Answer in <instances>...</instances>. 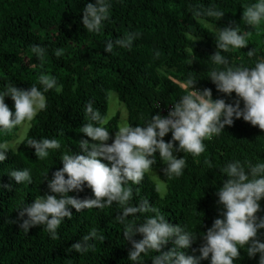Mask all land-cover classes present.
<instances>
[{"label": "trees", "instance_id": "trees-1", "mask_svg": "<svg viewBox=\"0 0 264 264\" xmlns=\"http://www.w3.org/2000/svg\"><path fill=\"white\" fill-rule=\"evenodd\" d=\"M89 2L95 0H0V90L9 84L25 90L33 84L39 87L37 78L41 73L54 76L63 85L61 93L50 90L45 94L47 108L31 121L17 149L9 151L0 163V184L12 185L0 191V264H130L131 244L123 239V225L115 219L121 211L115 202L104 209L76 212L71 208V219L65 218L58 228V240H52L39 225L30 227L27 233L20 229L18 207L31 204L45 193L51 194L47 180L63 167L60 155L70 150L82 154L78 142L91 139L80 132L87 121L84 110L90 101L103 117L101 126L109 130L111 137L119 128V113L104 122L110 90L126 106L127 123L143 125L157 112L166 116L186 94L190 78L197 81V89H211L213 99L234 103L235 93L231 97L219 93L208 73L224 67L251 68L264 58V20L259 26H251L242 19L244 9L257 0H110V18L96 34L87 32L82 25V10ZM210 8L224 15L195 16V12L203 13ZM229 26L244 35L247 45L229 48L227 52L219 50L228 64L218 66L210 56L218 51L216 40L220 29ZM129 32L139 33L131 49L114 47L111 53L104 51L106 41L122 38ZM36 45L45 48L43 59L33 54ZM251 49L254 55L249 57L247 52ZM56 50L62 54L55 55ZM5 103L14 111L10 96L5 97ZM19 129L0 135V142H10ZM43 138L58 140L61 149L50 151L41 161L26 141ZM169 139L171 132L164 137L165 142ZM107 143H111V138ZM204 144L205 151L197 157L175 152L177 158L183 156L186 160L181 176L169 177L157 153V162L140 184L131 185L133 206L147 199L169 223L197 233V239L186 250L189 255L199 254L192 249L201 245V234L221 214L216 192L227 175L219 169L233 161L264 163V130L242 117L234 118L233 125H225L218 136L205 140ZM23 168L31 171L29 185L16 184L8 174ZM152 173L163 182V192L156 191L159 186ZM69 195L84 199L93 197V192L84 187L83 191ZM259 203L261 211L257 215L264 216V198ZM136 215L129 219L139 224L153 213ZM93 228L104 235V240L90 241L94 247L84 254L72 250L71 245ZM259 233L264 241V229ZM141 238L142 234L134 237ZM171 247L169 241L162 251ZM238 251L240 256L234 264H258L259 254L249 258L244 249ZM157 254H142L143 264H152L151 259Z\"/></svg>", "mask_w": 264, "mask_h": 264}, {"label": "clouds", "instance_id": "clouds-1", "mask_svg": "<svg viewBox=\"0 0 264 264\" xmlns=\"http://www.w3.org/2000/svg\"><path fill=\"white\" fill-rule=\"evenodd\" d=\"M110 8V0L87 3L82 10L83 28L89 33H99L104 22L110 18ZM201 15L221 18L224 13L211 8L203 13L195 12V16ZM242 19L248 25L259 26L264 20V0H257L245 8ZM138 37L139 33L129 32L122 38L108 40L104 51L111 53L114 47L131 49ZM246 45L244 35L237 29L224 27L220 29L216 40L218 51L210 58L215 65L226 66L228 60L219 50L227 52L229 48L241 49ZM32 52L38 59H43L46 50L36 45ZM61 54L59 50L55 51V55ZM247 54L253 56L254 50H249ZM207 77L219 93L231 97L234 92L235 102L226 103L223 98L213 99L211 89H197V81L190 78L186 94L173 104L166 116L157 112L143 125L124 123L111 137L109 130L101 126L103 117L90 101L84 110L87 121L80 132L91 139L78 142L82 154H74L70 150L60 155L63 167L54 171L52 178L47 180L51 194L45 193L31 204L24 203L18 207L22 220L20 229L27 233L30 227L39 225L52 240H58V228L65 218L71 219V208L76 212L104 209L115 202L121 209L115 219L123 225V239L131 244L128 252L130 264H143L142 254L147 255L149 252L159 253L152 257V264H201L204 260H208L209 264H234V260L240 256L238 249H244L249 258L259 254L258 264H264V241L259 238V230L264 229V216L257 215L261 211L259 202L264 198V163L252 165L250 162L242 164L233 161L219 169L227 175L216 192L221 214L201 234V245L192 249L198 255H189L186 251L197 239V233L187 231L179 224L169 223L160 209L151 206L147 199L135 206L131 203V185L140 184L145 173L157 162V153L166 165L163 171L169 177H179L186 167V160L183 156L177 158L174 152L199 156L205 151L204 141L218 136L225 125H233L234 118L242 117L244 121L264 130V58L259 59L254 67L214 69ZM37 81L39 87L33 84L27 90L11 84L0 90V135L30 123L39 112L44 111L47 108V92H62L63 85L58 84L50 74L41 73ZM9 96L14 101V111L5 103V97ZM169 132L171 139L165 142L164 137ZM110 138L111 143H107ZM26 144L35 149V155L41 161L49 156L50 151L61 149L56 139H28ZM16 147L11 142H0V163ZM8 174L18 185L32 183L29 168L12 170ZM11 187V184H0V191ZM84 187L92 189L93 197L80 199L69 195L73 191H83ZM137 213L153 215L146 216L138 224L129 219L137 216ZM137 234H142V238L134 239ZM93 240H104V235L95 228L73 243L71 249L79 254L87 253L94 247L90 243ZM169 241L172 247L162 251Z\"/></svg>", "mask_w": 264, "mask_h": 264}, {"label": "rangeland", "instance_id": "rangeland-1", "mask_svg": "<svg viewBox=\"0 0 264 264\" xmlns=\"http://www.w3.org/2000/svg\"><path fill=\"white\" fill-rule=\"evenodd\" d=\"M116 113H119L118 127H120L124 123H127L126 106L119 100L118 94L115 91L110 90L109 91V108H108V113H107V116L104 122H107ZM30 125H31V122L26 123L23 126H21L16 136L10 142L13 143L14 145H17L18 147L21 141L25 138ZM174 155H175V152H174ZM152 177L157 182L161 192H163L164 191L163 182L157 178L156 173H152Z\"/></svg>", "mask_w": 264, "mask_h": 264}]
</instances>
